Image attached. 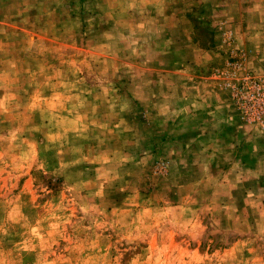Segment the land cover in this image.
<instances>
[{
	"label": "rangeland",
	"instance_id": "1",
	"mask_svg": "<svg viewBox=\"0 0 264 264\" xmlns=\"http://www.w3.org/2000/svg\"><path fill=\"white\" fill-rule=\"evenodd\" d=\"M0 264H264V0H0Z\"/></svg>",
	"mask_w": 264,
	"mask_h": 264
},
{
	"label": "crops",
	"instance_id": "2",
	"mask_svg": "<svg viewBox=\"0 0 264 264\" xmlns=\"http://www.w3.org/2000/svg\"><path fill=\"white\" fill-rule=\"evenodd\" d=\"M226 111H227V114L230 115V116L228 117L229 119H227V120L224 121V123H225V126L230 127V125L233 122H235V121L231 122V120H232L231 117L235 116V114H232V112L229 110V108Z\"/></svg>",
	"mask_w": 264,
	"mask_h": 264
}]
</instances>
